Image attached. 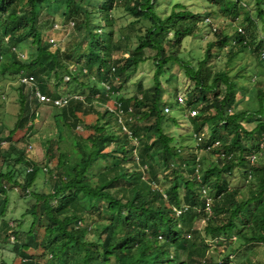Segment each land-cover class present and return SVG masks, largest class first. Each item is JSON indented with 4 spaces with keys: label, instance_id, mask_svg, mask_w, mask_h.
I'll list each match as a JSON object with an SVG mask.
<instances>
[{
    "label": "trees",
    "instance_id": "16d2710c",
    "mask_svg": "<svg viewBox=\"0 0 264 264\" xmlns=\"http://www.w3.org/2000/svg\"><path fill=\"white\" fill-rule=\"evenodd\" d=\"M54 1L69 5L75 0ZM81 1L76 5L84 18L78 23L76 35L79 42L86 41L89 45L87 69L80 68L79 77L75 69L64 68V72L71 81L67 85L78 87L75 91L78 93L68 95L77 94L83 98H70L65 106L53 107L56 109L53 120L57 137L47 141L44 148L46 164L41 165L29 157V151L11 142V136L37 121L38 108L43 105L31 99V87L20 81L23 75L32 76L34 87L39 88L42 94L54 98L61 96L48 87L53 78L59 85L63 80L58 72L62 67L57 57L60 47L43 45L42 31L37 26L44 5L49 8L52 0H0V75L15 83L10 87L16 92L19 103L18 118L7 136L8 140L1 137L4 126L0 124V141L8 143L6 149L0 145V161L6 165L0 171V216L7 211L9 188H15L32 194L38 202L29 210L33 216L32 226L39 216L48 222L40 242H37L32 226L24 241L14 242V252L23 258L21 264H38L26 254V250L33 246L51 250L56 264H187L181 259V252L196 264H218L211 257L207 259L209 252L206 246L190 252L194 246L192 240L200 233L199 230H202L204 239L211 241L230 238L238 230L241 243L264 244V162L259 160L260 166L244 172L252 179L246 195H240L241 191L237 189L230 190L225 175L236 165L245 164L240 157L251 148L241 139L242 133H248L250 127L256 137L257 148L252 151L255 158L248 159V163L258 165L257 155H264V148L259 147L264 143V83L252 89L257 108L254 109L255 120L249 123V111L238 112L235 109L238 83L228 73L214 75L209 66L216 46L230 48L228 58L232 61L246 49L260 55L264 43L252 48L246 32L242 35L235 29L231 36L222 31L223 34L216 37L217 43H207L197 69L173 52L175 48L184 49L183 41L197 31L203 19L204 22L207 18L212 20V24L206 23L209 30L216 32L218 25L210 15L218 12L216 9L231 18L240 17L243 11L248 23L256 25V17L264 23V0H254V15L247 9L249 0H208L213 9L209 14H202L203 18L182 3H176L168 15L162 16L154 9L157 0H123L125 7L134 4L129 7L131 11L150 23L138 44L131 49L130 56L139 66L146 61L144 50L154 51L151 58L155 67L154 83L142 95L134 94L126 107L122 100V108L115 111L105 109L104 114L95 109L94 100L97 101L98 96L104 104L118 98L111 89L116 78L124 76L125 68L119 65L118 60H111V42L103 40L102 31L98 28L107 30L112 24L110 10L112 4L118 2L100 0L96 7L87 5V0ZM19 16H24L30 23L32 44L37 46L38 54L32 58L30 68V61L27 58L20 60L14 49L21 44L20 37L9 32L10 23ZM93 21L97 22L96 25ZM110 33L107 30V35ZM8 44L13 47L8 49ZM234 46H237L236 51L232 49ZM39 54L46 56L43 61H39ZM260 60L264 62V58L260 57ZM174 67H181L193 84L187 95L188 105L185 100L187 107L198 112L190 120L197 124L191 148H181L166 130L170 127L169 120L173 126L178 123L175 116L166 118L169 115L163 108L172 105L174 109L178 103L177 97L171 103L162 98L160 78L166 70ZM219 83L225 85L224 90L221 91ZM198 103L203 105L198 108ZM88 115L95 116V119L85 124L82 118ZM79 126H86L89 133L78 134ZM204 126L212 127L209 133L201 130ZM149 132L157 134L156 144L151 141V144L138 146ZM220 133L225 136L218 137ZM152 147L160 150L159 159L168 170L165 175L158 176L154 161L148 155ZM199 148L204 152L218 153L217 161L205 167L204 158L195 152ZM233 149L239 151L238 163ZM222 153L227 155L226 158H222ZM54 158L57 160L53 165L51 161ZM179 158L182 159L180 162ZM106 161L109 162L107 166H100L97 173L89 174L97 162L104 164ZM179 168L190 177L179 176L182 184L181 181L167 184L169 177L177 176ZM216 171L218 175L213 181L212 174ZM41 175L48 176L49 190L38 184ZM163 186H166L165 191ZM211 190L215 193L212 194ZM208 197L211 214L206 212ZM199 221L203 222L200 229L193 225Z\"/></svg>",
    "mask_w": 264,
    "mask_h": 264
},
{
    "label": "rangeland",
    "instance_id": "374dc122",
    "mask_svg": "<svg viewBox=\"0 0 264 264\" xmlns=\"http://www.w3.org/2000/svg\"><path fill=\"white\" fill-rule=\"evenodd\" d=\"M75 1L66 5L61 2L56 3L52 0L49 8H47V5H44V10L41 12L39 21L37 22V26L42 31V44L52 45L49 40L55 39V45L60 47L57 57L61 61L62 67L59 68L58 72L62 75L63 80L60 83L61 85H59L57 80L53 78L48 83V87L50 91L55 92L57 95L61 94V96H67L68 93H78L75 92L78 88L76 85H67V82L70 81V77L64 72V68L75 69L74 72L78 77L80 74V68L87 69L85 64L88 62L87 56L89 45L86 41L79 42V37L76 35L78 32V23L84 18V14L76 3L81 4L82 1ZM99 1L100 0H87L85 2L87 5L93 4L97 7ZM117 2L118 4L116 3V5L112 4L110 10L112 24L107 28V30L111 32L110 35H107V30L103 28H98V30L102 31L104 41L111 42L110 44L112 45L113 50L111 60H118L119 65L125 68V74L119 80L113 82L112 85L111 91L113 92V95H116L118 98H112L104 104H101L98 96L96 97L97 101L94 100L93 106L102 114L106 112L105 109L115 111L118 110V108H122V100L125 101L123 105L126 107V103H130L134 94L142 95V93L154 83L155 67L151 60L154 51L150 49L144 50L143 57L146 61L139 66L135 65L130 56L131 49L138 44L139 38L143 37L145 33L144 30L150 26V23L144 17L138 16L131 11V8L129 7H133L134 4L131 3L129 7H125L123 0L121 2L120 0H117ZM176 3L185 4V7H188L192 13H198L200 16H202V14L203 16L204 14H209L213 9L212 3L208 0H157L156 4H154V9L162 16L168 15ZM248 3L249 8L247 9H250V12L254 15L253 10L255 9V2L254 0H249L247 4ZM216 10L218 12L210 14L212 15L211 17L214 22L218 25L216 32H212L211 29L209 30L208 23L204 22L203 19V22H200L197 31L192 32L190 36L183 41L184 49H173V52L178 53L180 58L184 59V61L190 62L195 69H197L198 61L205 55L207 43H217L218 38L216 37L223 34L222 31H227L228 34L233 36L235 29H237V27H242L246 32L252 48H255L258 43H264V23H261L258 17H256V25H254L253 23H248L244 19L243 11H241L240 17L231 18L219 13V9ZM94 21L93 23L96 25L97 22ZM55 23L58 28H55ZM227 23L229 25L231 24V26H228ZM9 29L10 33H14L20 37L21 44L19 43L16 45L15 49L22 51L19 52L21 54L25 53L27 61H30V64H28V67L30 68L31 60L37 53V46L32 44L33 29L31 28L30 23L24 16H19L15 21L10 23ZM7 46L8 49L13 47L12 44H8ZM229 49L230 48L228 47L222 48L219 46L213 48V56H211L209 66L212 67L214 75L228 73L231 79L238 83V87L235 88L237 97L235 109L238 110V112L245 110L249 111L248 121L250 123L255 120L254 118L256 115L254 109L257 108V102L253 101L254 95L251 93L255 86L264 83V62L263 60H260L259 54H254L247 49L243 50L236 59L231 61L228 58ZM232 49L233 51H236L237 46L232 47ZM45 57L46 56L42 54L38 55L39 61H43ZM160 80L161 94L164 100L171 103L176 100V97L181 96L186 100L187 104V95L192 91L193 84L185 76V72L181 67H174L171 70H166L164 76H162ZM13 83L14 82L10 79L0 75V124L4 126V132L1 134V137L6 138L7 140V136L14 128L19 114V103L16 100V92L10 87L15 84ZM219 85L221 91L224 90L225 85L223 83H219ZM74 97L79 98V95H74ZM198 104H200L198 108L203 105L202 103ZM187 105L177 106L174 109L171 108L172 105H169L172 112H168L167 115L169 116H166V118L174 116L177 118V126H173L169 120L170 127L166 130H169V134L175 138L181 148H184L183 146L191 148L195 142L194 128L197 124H195L194 121H190L191 118L188 114L189 107H187ZM165 107H167V105L163 108L164 113H166L164 110ZM38 109V120L29 124L27 128L15 131L11 136V142L23 150L30 149L31 146L32 150L27 152V154L31 159H35L38 161V164L40 163L42 165L46 164L44 148L47 141L57 137L55 122L53 120V115L56 112V109L48 105H40ZM82 119L85 120L83 121L85 124H89L95 119V116H83ZM242 122H244V120H242ZM79 128L80 129L77 131L78 134L87 135L89 133V131H86V126L84 128L83 126H79ZM211 128L212 127L204 126L201 130L209 133ZM250 129L251 127L249 128L248 133H242L241 139L242 142L251 148L250 152H246L245 155L240 157L245 160V164L243 166L236 165L229 173L225 174L229 189H237L238 191H241L240 195H246L252 184V179H249L248 176L246 177L244 172L250 168L260 166L259 160L261 163L264 162V155L258 154V165L257 163L254 165L248 163V159H253L252 157L255 155L252 151L257 148L256 137L251 133ZM151 133L152 132H149L148 135H145L142 138L143 142H140L138 146L141 145L142 147L151 144V141H153V144H156L157 134L152 133L154 134L152 135ZM217 136L222 138L225 134L220 133V135ZM2 145L3 148L6 149L8 143L6 144L3 142ZM259 147L260 149H263L264 143L260 144ZM159 151L160 150L157 148L152 147L148 152V155L153 159L152 161H154V165L159 173L158 176H162L165 175L168 170L166 171L165 165L159 159ZM232 151L236 154L235 160L238 163L240 160L237 156L239 151L237 149H233ZM195 152H197L200 157L204 158L205 167H208L217 161L218 153L212 151L204 152V150H201L200 148ZM187 157H189V154ZM56 160L57 159L54 158L51 161V164H55ZM181 160L182 159L179 158L178 162ZM108 164L109 162L107 161L104 164L97 162L90 169L89 174L97 173L100 166L105 167ZM5 167L6 165L0 161V171L4 170ZM217 175L218 171L212 174L213 181L216 179ZM179 176L184 178L190 177L186 172H182L180 169L178 170L177 176L169 177V180L167 181L169 183L167 184H174L178 181H181L180 183L182 184V179ZM47 177L41 175L37 180L38 184H43L45 190H49ZM162 190L165 191L166 186H163ZM211 192L212 194L215 193L212 190ZM7 195V211L3 216H0V264H21L23 258L20 254L14 252V245L17 241H24L27 238V232L31 230L33 221V216L29 213V210L32 208L33 204H38V202H36V199L32 194H25L21 190L17 191L15 188H9ZM202 223V221L194 222L193 225L200 229L203 227ZM47 225L48 222L42 216H39L33 224L32 230L36 235L37 242H40L44 237V231ZM199 231L200 233L192 240L194 246L190 249L191 253L195 252L198 248H201V246H206L209 252L207 259H210L211 257V259L218 262V264L264 263V244L241 243L237 236L238 230H236L230 238H226L220 242L218 240L211 241L210 239H204L202 237V230ZM14 242L16 243L14 244ZM51 253V250L43 246H33L26 250V254L33 257L38 264H56L57 261H55L56 259L54 257L52 258L53 255ZM181 259L186 260L187 264H196L191 260H187L186 253L184 252H181Z\"/></svg>",
    "mask_w": 264,
    "mask_h": 264
},
{
    "label": "built area",
    "instance_id": "2783aa9c",
    "mask_svg": "<svg viewBox=\"0 0 264 264\" xmlns=\"http://www.w3.org/2000/svg\"><path fill=\"white\" fill-rule=\"evenodd\" d=\"M206 22L212 24V20H210L209 18L206 19ZM54 26H55V28H58V26L56 25V23L54 24ZM214 30H215V25H214ZM239 32H243V31L241 29H239ZM49 42L52 43L53 45H55V43H56L55 42V39H50ZM19 56L21 58L24 57L23 54H19ZM260 57L261 58H264V48L261 50ZM20 81H21L22 84L26 85L27 87H31V95H32L31 99H33V100L36 99V100H38L41 103L50 104V105H53V106H56V107H59V108L65 106L68 103V101H69L70 98L71 99H80V98H83L80 95H79V98L74 97V95H77V94L67 95V96L62 95V96L57 97V98H53V97H50L48 95H44V94H42L40 92L39 88H35L34 87V84L33 83H34L35 80L33 79L32 76H22L20 78ZM177 103H178V105L183 106V105H185V99L183 97H181V96H178L177 97ZM165 112L166 113L170 112V109L168 107H166L165 108ZM197 113L198 112H197L196 109H190V108L188 109V114H189L190 118L195 117L197 115ZM3 142H5L7 144V142L5 140H1L0 141V145L2 147H3V145H2ZM31 150H32V148L30 146V149H27V151H31ZM221 156H222V158H226L227 155L225 153H222ZM254 156L252 157L253 159H254ZM229 157H231V156L229 155ZM28 170H31V169H28ZM209 205H210V198L208 197L207 198L206 212H208L209 214H211V209H210V206ZM177 212L179 213V211H177Z\"/></svg>",
    "mask_w": 264,
    "mask_h": 264
},
{
    "label": "clouds",
    "instance_id": "9594fccd",
    "mask_svg": "<svg viewBox=\"0 0 264 264\" xmlns=\"http://www.w3.org/2000/svg\"><path fill=\"white\" fill-rule=\"evenodd\" d=\"M239 29H241L243 32H239ZM237 32L238 33H240V34H242V35H244L245 34V31H244V29H242V27H237ZM233 44H236V41H234L233 42ZM264 48V47H263ZM263 48H261V50L263 49ZM15 49V48H14ZM261 50H260V53H261ZM15 52L17 53V55H18V57H19V59L20 60H25L26 59V55L24 54V53H22L23 54V58H21L20 56H19V54H21V53H19V52H22V51H18V50H16L15 49ZM260 56V55H259ZM23 76H26V75H23ZM120 78L119 77H117L116 78V81L117 80H119ZM51 97V96H50ZM54 98V97H53ZM36 100V99H35ZM37 101V103H39V104H43V105H48V106H52V107H56V106H53V105H50V104H46V103H41V102H39L38 100H36ZM178 106H180V105H178ZM169 109H170V112H172V109L169 107V106H167ZM166 108V107H165ZM165 110V109H164ZM166 114H168V113H166Z\"/></svg>",
    "mask_w": 264,
    "mask_h": 264
}]
</instances>
